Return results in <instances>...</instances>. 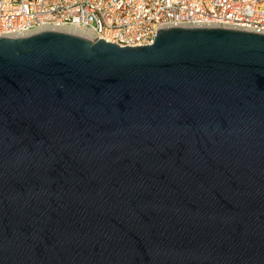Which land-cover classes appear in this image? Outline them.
<instances>
[{"label":"water","instance_id":"water-1","mask_svg":"<svg viewBox=\"0 0 264 264\" xmlns=\"http://www.w3.org/2000/svg\"><path fill=\"white\" fill-rule=\"evenodd\" d=\"M0 264H264V34L0 37Z\"/></svg>","mask_w":264,"mask_h":264},{"label":"built area","instance_id":"built-area-1","mask_svg":"<svg viewBox=\"0 0 264 264\" xmlns=\"http://www.w3.org/2000/svg\"><path fill=\"white\" fill-rule=\"evenodd\" d=\"M202 27L264 34V0H0V37L67 29L139 47L164 31Z\"/></svg>","mask_w":264,"mask_h":264},{"label":"bare ground","instance_id":"bare-ground-1","mask_svg":"<svg viewBox=\"0 0 264 264\" xmlns=\"http://www.w3.org/2000/svg\"><path fill=\"white\" fill-rule=\"evenodd\" d=\"M77 32H79V33H83V34H86V35H89L88 32H86V31H77ZM89 36H90V35H89Z\"/></svg>","mask_w":264,"mask_h":264}]
</instances>
